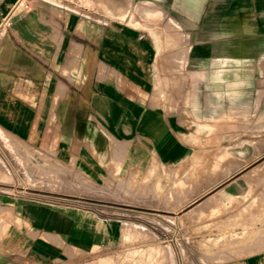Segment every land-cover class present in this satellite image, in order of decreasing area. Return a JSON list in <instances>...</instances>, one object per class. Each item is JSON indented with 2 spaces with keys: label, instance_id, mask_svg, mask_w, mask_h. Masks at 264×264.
<instances>
[{
  "label": "crops",
  "instance_id": "1",
  "mask_svg": "<svg viewBox=\"0 0 264 264\" xmlns=\"http://www.w3.org/2000/svg\"><path fill=\"white\" fill-rule=\"evenodd\" d=\"M94 1L33 0L29 10L12 11L17 0H0V25L8 18L0 32V132L39 140L47 152L54 146L80 180L112 178L117 162L135 173L180 157L178 130L187 123L206 132L215 125L210 119L257 106L264 0H186L196 5L184 13L170 0L165 24L183 29L180 75L171 70L175 59L154 57L139 29L81 6ZM134 10L160 14L147 0ZM0 197V211H20L30 224L19 236L0 238V264H65L117 242L122 230L120 219L94 210ZM148 249L159 246L139 250ZM223 264H264V249Z\"/></svg>",
  "mask_w": 264,
  "mask_h": 264
},
{
  "label": "rangeland",
  "instance_id": "2",
  "mask_svg": "<svg viewBox=\"0 0 264 264\" xmlns=\"http://www.w3.org/2000/svg\"><path fill=\"white\" fill-rule=\"evenodd\" d=\"M147 1L160 10L159 16L138 14L137 0H98L81 6L92 5L90 10L104 21H109L107 12L119 18L114 22L139 29L155 47L154 57L175 59L178 66L171 70L180 75L183 29L165 24L174 3ZM193 5L178 0L174 8L184 13ZM158 69L159 74L167 72ZM261 87L257 106L248 112L212 118L215 125L206 132L188 123L185 130L179 129L185 147L177 159L152 161L135 173L117 162L110 169L112 178L89 179L82 173L86 179L80 180L75 167L61 162L58 152L54 155V146L47 152L39 140L26 143L0 132V195L77 206L121 220L117 242L93 247L65 264H223L263 250L264 79ZM21 214L0 211V238L19 236L23 225L30 228ZM148 245H158L159 251L139 250ZM107 256L111 259L105 263Z\"/></svg>",
  "mask_w": 264,
  "mask_h": 264
},
{
  "label": "built area",
  "instance_id": "3",
  "mask_svg": "<svg viewBox=\"0 0 264 264\" xmlns=\"http://www.w3.org/2000/svg\"><path fill=\"white\" fill-rule=\"evenodd\" d=\"M33 3V0H17V2L14 4L12 11L14 10H20V11H27L31 8ZM8 23V18L4 19L2 24L0 25V32L2 31V28H4L5 25Z\"/></svg>",
  "mask_w": 264,
  "mask_h": 264
}]
</instances>
